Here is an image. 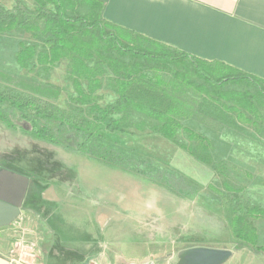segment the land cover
I'll return each mask as SVG.
<instances>
[{
  "label": "trees",
  "instance_id": "16d2710c",
  "mask_svg": "<svg viewBox=\"0 0 264 264\" xmlns=\"http://www.w3.org/2000/svg\"><path fill=\"white\" fill-rule=\"evenodd\" d=\"M35 1L33 10L20 1L11 8L0 5V33L19 28L34 36L32 42L18 41L14 50L16 64L26 71L47 72L61 59H67V75L73 88L71 105L57 103L60 88L49 82H26L0 89V124L4 127L140 176L184 197L198 192L195 182H186L172 169L153 166L151 160L130 156L110 135L149 132L208 166L212 165L211 156L205 152L208 139L184 121L212 118L220 126L238 130L243 129L239 123L258 126L262 117L259 106L264 103L263 79L118 28L102 18V0ZM202 66L219 67V77L212 80L198 71ZM228 84H240L242 88H227ZM104 93L112 97L103 98ZM138 115V119H131ZM178 131L189 141H182ZM3 167L0 165V169ZM208 185L216 196L208 199L204 194L202 198L211 207L223 206V193ZM225 187L236 190L228 184ZM227 213L224 242L231 238L229 248L248 247L264 254V244L258 242L247 220H264V206L239 202Z\"/></svg>",
  "mask_w": 264,
  "mask_h": 264
},
{
  "label": "rangeland",
  "instance_id": "374dc122",
  "mask_svg": "<svg viewBox=\"0 0 264 264\" xmlns=\"http://www.w3.org/2000/svg\"><path fill=\"white\" fill-rule=\"evenodd\" d=\"M16 1L22 3L21 0H14V3ZM48 7L53 6L48 3ZM14 29L24 31L19 28ZM2 33H0V89L14 88L34 81L49 82L60 88L57 103L60 106L70 104L69 96L73 93V88L67 75V59H61L47 72L37 69L26 71L14 60L17 37L14 35L6 37ZM178 69H182V66H178ZM219 70V67L198 68V71L205 73L212 80L219 77ZM163 76L168 77L166 71ZM226 87L236 89L241 86L228 84ZM105 93L103 98L112 97L111 93H107L108 95ZM259 108L262 117L257 121L258 126L239 123L243 127L242 130L220 126L212 118H190L184 121V124L201 132L208 139L209 146L205 152L212 158V165L208 166L195 161L183 150L149 132L132 129L138 136L110 135L113 140L123 144L124 150L130 156L151 160L153 166L172 169L176 174H182L186 182L190 184L195 182L198 192L184 197L174 194L163 186L152 184L140 176L107 168L106 164L96 159L89 157L84 159L76 155V152L35 139L20 130L8 129L2 124H0V164L13 169L12 173L19 175L24 173V176L29 177L30 183L33 182L31 173L38 159L42 162L45 160L46 166L60 162L68 166L73 165L78 168L76 173L79 177V181L75 184H83L85 181L90 183L91 188L93 187L89 189L92 199L98 200L101 194L110 206L117 208L123 218L117 220L114 217L109 228L113 227L118 237L108 236L107 255L94 256V264H106V262L130 264L147 261L156 264H176V255L182 244H189L186 247H190L208 246L204 243H213L231 247V238L224 242L227 239L225 223L229 208L234 210L239 202L252 204L260 199L264 200V137L262 135L264 103ZM139 117V115L133 116L131 119L136 120ZM178 137L184 142L189 141L181 131H178ZM67 143L71 144L70 141ZM76 180H78L77 174L74 181ZM208 184L223 193V206L211 207L202 198L204 194L208 199L216 196ZM224 184L236 190H228ZM115 202L118 206H115L117 205ZM139 216L142 220L139 226L141 238L140 242H136L138 236L130 229L138 226L132 219ZM80 218H76V221L82 222L86 217L83 215ZM247 220L257 236L259 230L264 233V220L253 217H248ZM118 249L123 253L118 254Z\"/></svg>",
  "mask_w": 264,
  "mask_h": 264
},
{
  "label": "crops",
  "instance_id": "0c3cea01",
  "mask_svg": "<svg viewBox=\"0 0 264 264\" xmlns=\"http://www.w3.org/2000/svg\"><path fill=\"white\" fill-rule=\"evenodd\" d=\"M21 1L29 10L37 5L35 0ZM102 1V18L118 28L264 80V0ZM0 5L11 8L15 3L14 0H0ZM2 35H14L17 41L26 43L35 39L28 32L16 29ZM76 155L87 158L80 153ZM36 162L31 173L33 182L30 183L28 177L23 206L21 204L24 212L15 218L21 222V232L15 229L16 221L0 227V264H15L10 255L14 254L12 241L18 233H26L37 240L42 257L37 264H94V256L107 255L108 236L118 237L115 229L109 226L114 217L123 218L122 214L110 206L103 195L99 194L98 200L92 199L90 183L75 184L79 181L75 166L63 162L46 166L45 160L39 159ZM76 174L78 180L74 181ZM257 203L264 206L263 199ZM83 215L84 221L77 222L76 218L81 219ZM132 221L138 226L130 230L138 236L136 242H140L142 220L139 216ZM258 242L264 243L261 230ZM120 253L123 251L118 249ZM223 264H264V254L248 247L232 249V255Z\"/></svg>",
  "mask_w": 264,
  "mask_h": 264
},
{
  "label": "water",
  "instance_id": "95a60500",
  "mask_svg": "<svg viewBox=\"0 0 264 264\" xmlns=\"http://www.w3.org/2000/svg\"><path fill=\"white\" fill-rule=\"evenodd\" d=\"M28 178L0 169V227L9 225L24 210L21 207ZM232 255L228 247L190 246L177 252L176 264H223ZM130 264H154L153 261Z\"/></svg>",
  "mask_w": 264,
  "mask_h": 264
},
{
  "label": "built area",
  "instance_id": "2783aa9c",
  "mask_svg": "<svg viewBox=\"0 0 264 264\" xmlns=\"http://www.w3.org/2000/svg\"><path fill=\"white\" fill-rule=\"evenodd\" d=\"M20 225V220L16 221L15 229L17 231L21 230ZM29 233L31 232L29 231ZM14 237L12 241L14 254L10 255L12 262L15 264H37L41 262V252L35 238L28 237L26 233H18Z\"/></svg>",
  "mask_w": 264,
  "mask_h": 264
},
{
  "label": "flooded vegetation",
  "instance_id": "af4514ba",
  "mask_svg": "<svg viewBox=\"0 0 264 264\" xmlns=\"http://www.w3.org/2000/svg\"><path fill=\"white\" fill-rule=\"evenodd\" d=\"M0 165H1V164H0ZM1 169H5V168L3 167V168H1ZM20 208H22V206H21Z\"/></svg>",
  "mask_w": 264,
  "mask_h": 264
}]
</instances>
